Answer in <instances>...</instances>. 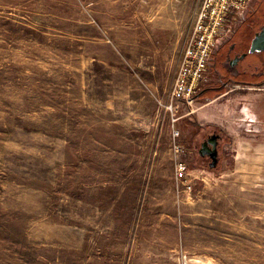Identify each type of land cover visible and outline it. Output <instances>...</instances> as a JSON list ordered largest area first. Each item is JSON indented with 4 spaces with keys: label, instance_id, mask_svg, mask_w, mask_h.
<instances>
[{
    "label": "rangeland",
    "instance_id": "rangeland-1",
    "mask_svg": "<svg viewBox=\"0 0 264 264\" xmlns=\"http://www.w3.org/2000/svg\"><path fill=\"white\" fill-rule=\"evenodd\" d=\"M198 1L0 0V264H264V77L249 76L264 51L221 64L264 0L214 49L173 140L159 103Z\"/></svg>",
    "mask_w": 264,
    "mask_h": 264
},
{
    "label": "built area",
    "instance_id": "built-area-1",
    "mask_svg": "<svg viewBox=\"0 0 264 264\" xmlns=\"http://www.w3.org/2000/svg\"><path fill=\"white\" fill-rule=\"evenodd\" d=\"M251 0H199L185 35L181 54L177 60L172 83L163 107L169 114V127L173 140L180 136L175 128V113L181 105L190 106L200 84L205 80L208 63L218 44L234 32V23L240 20ZM183 165H178L181 173Z\"/></svg>",
    "mask_w": 264,
    "mask_h": 264
},
{
    "label": "flooded vegetation",
    "instance_id": "flooded-vegetation-1",
    "mask_svg": "<svg viewBox=\"0 0 264 264\" xmlns=\"http://www.w3.org/2000/svg\"><path fill=\"white\" fill-rule=\"evenodd\" d=\"M264 26V22L261 23L259 26L257 25V30L253 32V34L251 35V38H253V36ZM249 39V38H248ZM251 40L249 39V42ZM248 42V41H247ZM246 41H242L241 42V47H242V50L241 52H237L235 50V48L237 47V44L234 45V43H230V45H227V49L225 50V54H224V57L222 58V61H221V64H222V67H225L223 66L224 64H227L230 68H232L233 66L236 67V65H238V63L244 59H240L239 61L235 62L234 59L235 58H239L242 54H248V48H249V45L250 43L248 44ZM237 50L239 51V49L237 48ZM245 55V56H246ZM244 56V57H245ZM248 69L251 67V65H248L247 66ZM235 69V68H234ZM246 71L247 70H243L239 73V72H234L233 74H235V76H238L240 74H246ZM264 71H262L260 73V75H257V74H253V75H249V76H252V78H257L259 81L263 80L262 77H264ZM252 74V73H251ZM255 83H258L255 82ZM212 89V88H211ZM221 136L219 133L216 132V130H213L212 132L208 133L207 135H205L204 138H202V140L199 142V145H198V149H197V155L201 158V159H204L207 163V166L208 164L211 162V159H210V153L213 152L214 149H216V152H217V164H218V156H219V144H220V141H221ZM200 153H202V155H200ZM216 164V166H217Z\"/></svg>",
    "mask_w": 264,
    "mask_h": 264
},
{
    "label": "water",
    "instance_id": "water-1",
    "mask_svg": "<svg viewBox=\"0 0 264 264\" xmlns=\"http://www.w3.org/2000/svg\"><path fill=\"white\" fill-rule=\"evenodd\" d=\"M264 51V26L253 36L250 41L248 48V53H255ZM246 54H242L239 58H235L234 61L237 62L240 59L244 58ZM202 155V153H200ZM211 162L208 164L209 169H213L217 164V152L216 149L210 153Z\"/></svg>",
    "mask_w": 264,
    "mask_h": 264
},
{
    "label": "crops",
    "instance_id": "crops-1",
    "mask_svg": "<svg viewBox=\"0 0 264 264\" xmlns=\"http://www.w3.org/2000/svg\"><path fill=\"white\" fill-rule=\"evenodd\" d=\"M176 1V5H177V7H175V9L176 10H181L182 8H183V5L185 4V3H188L190 0H175Z\"/></svg>",
    "mask_w": 264,
    "mask_h": 264
}]
</instances>
